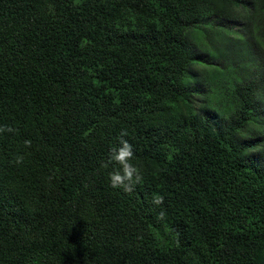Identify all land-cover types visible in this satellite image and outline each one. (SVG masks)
Returning a JSON list of instances; mask_svg holds the SVG:
<instances>
[{"label": "trees", "instance_id": "16d2710c", "mask_svg": "<svg viewBox=\"0 0 264 264\" xmlns=\"http://www.w3.org/2000/svg\"><path fill=\"white\" fill-rule=\"evenodd\" d=\"M3 125L0 264H264V0H0Z\"/></svg>", "mask_w": 264, "mask_h": 264}, {"label": "clouds", "instance_id": "9594fccd", "mask_svg": "<svg viewBox=\"0 0 264 264\" xmlns=\"http://www.w3.org/2000/svg\"><path fill=\"white\" fill-rule=\"evenodd\" d=\"M14 131L15 130L8 125L0 126V133H12ZM127 137V130L122 129L118 142L109 149L107 157L101 162L100 166L103 169L111 168V171L108 173V180L111 188L122 190L124 193H132L142 182L143 177L139 168L132 163L134 149ZM31 143V140L24 141L26 147H30ZM22 160V156L16 157V163H21ZM150 203L156 207H160L164 204V197L158 193H153ZM165 215V210L161 208L157 219H163Z\"/></svg>", "mask_w": 264, "mask_h": 264}, {"label": "rangeland", "instance_id": "374dc122", "mask_svg": "<svg viewBox=\"0 0 264 264\" xmlns=\"http://www.w3.org/2000/svg\"><path fill=\"white\" fill-rule=\"evenodd\" d=\"M224 39H221V42L222 44H227L229 43V40H231L232 42L235 43V45L240 46L237 48L238 50V53H239V56H240V60L243 61L244 63V60L246 59V57L244 56V54L242 53V50L244 51V46H243V43H241L242 39L240 37V34L238 33L237 29H236V26H233L229 29V31L222 33ZM197 41L199 43H201L204 48H207L206 49V52L208 53V55H206V59L210 60L212 58H210L212 56V53L209 51L211 47H209V44L207 43V41L202 37V36H199L197 38Z\"/></svg>", "mask_w": 264, "mask_h": 264}]
</instances>
